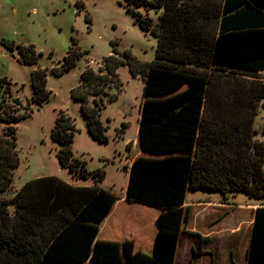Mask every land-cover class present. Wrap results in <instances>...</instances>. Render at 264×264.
<instances>
[{"label":"trees","instance_id":"obj_1","mask_svg":"<svg viewBox=\"0 0 264 264\" xmlns=\"http://www.w3.org/2000/svg\"><path fill=\"white\" fill-rule=\"evenodd\" d=\"M126 1L135 24L157 39L154 60L142 62L112 42L113 54L98 71L85 69L71 96L81 103L91 136L107 143L101 112L118 100L123 87L119 68L129 65L135 77L144 79L126 200L137 205L135 219L151 222L156 214L154 247L137 250L135 240L119 235L125 205L110 222L113 239L99 238L119 199L98 185L42 177L4 199L20 166L17 124L31 114L7 112L0 99L5 124L0 132V264H175L189 192L264 200V141L255 137L254 128L264 101V80L255 77L264 72V0ZM142 7L162 12L158 22L136 11ZM87 23L92 24L89 16ZM16 48L21 62L34 66L32 101L41 105L51 97L50 70L39 65L42 54L34 46ZM85 55L74 40L51 72L63 76ZM3 85L10 91L14 84L5 77ZM76 132L72 117L61 111L53 129V139L62 146L61 163L87 178L92 174L85 165L78 172L81 162H71ZM95 174L96 182L105 176L102 170ZM247 260L264 264V207L255 211Z\"/></svg>","mask_w":264,"mask_h":264},{"label":"rangeland","instance_id":"obj_2","mask_svg":"<svg viewBox=\"0 0 264 264\" xmlns=\"http://www.w3.org/2000/svg\"><path fill=\"white\" fill-rule=\"evenodd\" d=\"M124 3L127 1L0 0V80L6 77L14 84L10 91L6 90V85L0 88V99L5 100L7 112L11 110L22 116L31 114L17 124L20 166L14 174L13 188L3 194L4 199L10 200L17 193L16 190L23 188L26 183L49 176H55L73 186L98 185L118 199L126 195L130 166L138 149L136 144L144 79L141 75L135 77L129 65L119 68L123 87L118 100L107 103L101 112V120L107 127V143H101L91 136L87 119L81 111V103L71 96L72 90L79 85L84 68L91 67L98 71L103 67L104 58L110 55L112 42L118 43L121 53L130 50L142 62L154 60L156 38L135 24L123 7ZM147 10L153 11L151 16L154 22L158 21L159 10L143 7L136 9L144 16ZM88 16L92 24L87 23ZM74 40L86 55L72 70L58 77L51 70L58 67L73 47ZM18 45L34 46L37 53L42 54L39 56V65L50 70L48 89L52 92L51 97L41 105L32 101L34 90L31 76L34 66L21 62L16 48ZM255 77L264 79V75ZM17 101H20L21 107ZM61 111L72 117L77 128L71 147V162H81L76 164L78 172L85 165L87 172L92 174L87 178L77 175L61 163L62 146L53 139V129ZM7 112L3 111L2 115L8 117ZM4 128L5 124L0 121V132ZM254 128L257 130L255 137L264 138V108L256 117ZM128 144H131L130 149ZM99 170L104 171L105 176L96 182L95 173ZM201 195L215 194L191 191L188 200ZM237 197L239 202L264 203V200H249L244 194H238ZM184 249L182 246L177 264H187ZM143 250L150 251L147 246ZM241 258V252L238 251L232 257L236 264H242Z\"/></svg>","mask_w":264,"mask_h":264},{"label":"crops","instance_id":"obj_3","mask_svg":"<svg viewBox=\"0 0 264 264\" xmlns=\"http://www.w3.org/2000/svg\"><path fill=\"white\" fill-rule=\"evenodd\" d=\"M123 7L125 8L124 5ZM152 12L149 11L147 14L154 19L151 16ZM161 13L157 16V20ZM112 54L111 49L110 55ZM260 75H264V72H260ZM260 79L264 80L261 77ZM263 104L264 101L261 103L259 113L264 108ZM257 139L264 141V138ZM202 193L207 194L208 192ZM208 194L215 195H201L192 200H188L187 195L184 207L188 210V219L182 226L175 264H177L182 246L185 247L187 264H236L232 259L236 251L241 252L242 264H248L247 253L251 242L255 211L264 207V203L239 202L238 194L230 195L226 200H223L220 193ZM120 205L127 206V217L124 215L121 218L123 221L120 223L121 232L119 235L122 239L135 240L137 250H142L144 246L151 250L158 233L155 224L156 214L151 218V222H148L147 219L145 222L142 219H135L134 212L137 205L128 202L126 195L119 199L113 212L101 226L99 238H112L113 231L109 232V225L114 216L118 212L121 213Z\"/></svg>","mask_w":264,"mask_h":264}]
</instances>
